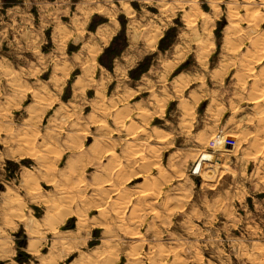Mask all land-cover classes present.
<instances>
[{"label":"rangeland","instance_id":"obj_1","mask_svg":"<svg viewBox=\"0 0 264 264\" xmlns=\"http://www.w3.org/2000/svg\"><path fill=\"white\" fill-rule=\"evenodd\" d=\"M263 39L264 0H0V264H264Z\"/></svg>","mask_w":264,"mask_h":264},{"label":"crops","instance_id":"obj_2","mask_svg":"<svg viewBox=\"0 0 264 264\" xmlns=\"http://www.w3.org/2000/svg\"><path fill=\"white\" fill-rule=\"evenodd\" d=\"M264 103V102H263ZM263 103H261V107L260 106H256L255 104H253L252 103V101L250 102V103H248V105H249V107L251 108V110L253 109V111L255 110H257L256 109V107L258 108V115L261 117V116H264V104ZM263 106V107H262ZM260 117H258V121L260 120ZM261 123V122H260ZM262 127L259 129L260 130V133H259V137L258 138H256V141L254 140V142H255V144H256V146H260L259 144H258V140L259 139H261V137H262V134H261V131H262V128L264 127V123H262ZM239 129V128H238ZM237 129V130H238ZM158 129H154V131H156L157 132V138L156 139H154L155 140V142H156V144H155V148H160V152L162 151V152H166V151H168V150H171L172 148H173V141H172V139H171V136L174 134V135H176V133H175V131H176V129H169V131H164V130H158ZM237 130H235V131H237ZM160 131V132H159ZM166 132V133H165ZM170 134V137H166V136H164L163 137V135L164 134ZM203 136H205V135H203ZM205 138H206V136H205ZM139 141H142L141 139L139 140ZM198 140L196 139L195 140V142H197ZM261 141V140H260ZM254 142H252V144H251V147L254 149V147H253V143ZM263 147H264V145H263ZM262 148V147H261ZM263 149V148H262ZM261 149V150H262ZM255 150V149H254ZM139 158H137L138 159V161H136V160H134V161H131V162H128V163H126L124 166H126V167H132V164H135L136 165V167H138V170H137V172L133 175V177H135V179H139V184H141V183H143L144 185L146 184V183H150L151 182V177L149 176V172L146 170V168H156V169H161V166L159 165V164H155V165H151V163L149 164V160H145V161H147V162H143L144 160L142 159L141 160V158H140V154H139V156H138ZM176 161H175V164H173L172 166H175L176 165ZM108 164V163H107ZM148 164V165H147ZM144 167V169H142L141 167ZM170 170H171V168H170ZM128 171V170H127ZM152 171V170H151ZM158 172H162V171H158ZM107 173V177H109V175H108V172H106ZM128 173V175H132L131 174V172H127ZM170 174L172 175V178L171 179H173V178H175V179H177L178 178V174H176L175 173V176H173V174H172V172L170 171ZM181 178H182V176H180ZM130 178V180H131V177H129ZM165 178H167V176H162L161 177V180L162 181H164L165 180ZM162 181H158V183L160 184ZM105 182H107V184H106V188L105 189H103V192L104 191H108L107 193H109V191L111 190V186L109 185L110 184V182H113L112 180H107V181H105ZM211 183H213L214 184V186L212 187V188H210V184ZM204 186H206V188L207 189H209V190H212V189H214L215 188V186H216V183H215V181H213V179H208V182L206 183V182H204ZM115 188V187H114ZM144 192H150V195L149 196H147V198H151L152 197V193H153V188H144V189H138L135 193H133V195H132V198H135V199H138V200H146L147 198L146 197H142L141 196V194L142 193H144ZM106 193V192H105ZM119 193H117V189L115 190V191H112V195L113 196H116L117 197V195H118ZM145 198V199H144ZM136 214V213H135ZM100 215H102V213H99V216ZM137 216L135 217V220H134V222L133 223H137L138 221H140V214H136ZM106 216H110L109 214H107ZM59 218V217H58ZM105 218H107V217H105ZM43 226H44V228L45 229H52L53 228V226H52V222L51 221H47V222H44L43 223ZM133 233V237H137L138 235H134V233L135 232H132ZM33 239L34 240H36V241H38V238L36 237V236H34L33 237ZM138 244H140V243H138ZM164 256H161V261L163 262V263H165V261H164ZM135 260H138V257L137 256H135Z\"/></svg>","mask_w":264,"mask_h":264},{"label":"bare ground","instance_id":"obj_3","mask_svg":"<svg viewBox=\"0 0 264 264\" xmlns=\"http://www.w3.org/2000/svg\"><path fill=\"white\" fill-rule=\"evenodd\" d=\"M259 15H261V14H259ZM233 16H234V19H235L236 16H235V15H233ZM256 16H257V15H256ZM261 18H262V17H261ZM255 19H256V18H255ZM258 19H260V18L258 17ZM261 20H262V19H261ZM258 21H259V20H258ZM258 21H255V22L258 23ZM255 22H254V23H255ZM233 23L236 24V25L238 24V23H235V22H233ZM254 23H253V24H254ZM232 26H233V25H232ZM250 27H252V26L250 25ZM234 29H236V28H234ZM232 30H233V29H232ZM253 30H255V29H253ZM253 30H252V31H253ZM233 31H235V30H233ZM256 31H257V30H256ZM242 34H243V33H242ZM255 34H256V33H255ZM246 35H247V34H246ZM248 35H250V34L248 33ZM248 35H247V36H248ZM250 36H251V35H250ZM253 36H254V34H253ZM253 36H252V37H253ZM243 37H244V36H243ZM263 40H264V39H263ZM256 41H257V40H256ZM260 43H264V41H262V42H260ZM263 45H264V44H263ZM207 51H209V50H207ZM205 52H206V51H205ZM229 53H231V52H229ZM90 54H91V55L96 54V50H95V51L92 50ZM201 54H202V55H201L202 58H204L203 56H208V55H206V54L203 55V52H202ZM260 55H262V57H261L262 59H261V60L264 61V55H263V53H262V54L260 53ZM250 57H252V56H250ZM59 59H61V58H59ZM251 59H252V58H250V59L247 60V61H249V62L251 63ZM261 60H260V61H261ZM59 61H60V60H59ZM82 64H83V63H82ZM226 66H227V65H226ZM226 66H225V67H226ZM80 68H81V67H80ZM84 68H85V70L87 69V67H85V66H84ZM226 68H227V67H226ZM249 71H250V72H249ZM86 72H87V70H86ZM225 72H226V71H225ZM244 73H245V72H244ZM254 73H255V71L253 72L251 68L248 69L249 79H253V80L255 81L254 83H256L257 87H259V86L264 87V66H263L262 72H261L260 74H256V73L254 74ZM83 75H84V74H83ZM245 75H247V74H245ZM248 75H247V76H248ZM84 76H85V75H84ZM244 78H245V77H244ZM56 79H57V78H56ZM239 80H240V79H239ZM55 82H58V83H59V81H55ZM238 83H240V82H238ZM257 87L255 86L256 89H257ZM258 89H259V88H258ZM261 95H262V94H261ZM248 96H251V94L248 95ZM251 99H254V100H252V103L255 104V105L258 107V106L261 105V103L264 102V95H263V96H258V95H257V96L252 97ZM247 102H248V101H247ZM263 104H264V103H263ZM257 107H256V109H257L256 112L258 111V108H257ZM260 107H261V106H260ZM262 107H263V106H262ZM250 109H251V108H250ZM252 110H253V109H252ZM254 111H255V110H254ZM145 112H147V111H145ZM257 114H258V112H257ZM257 114H256V115H257ZM146 115H150V114L147 113ZM142 116H143V115H141V118H143ZM258 116H259V115H258ZM139 117H140V115H139ZM251 117H253V116H251ZM259 117H260V116H259ZM146 118H147V117H146ZM253 118H254V117H253ZM263 119H264V116H261L259 121L262 122ZM250 120H253V119H250ZM248 121H249V120H248ZM263 123H264V122H263ZM136 126H137V129H138L139 126H138V125H136ZM136 126H134V127H136ZM141 128H142V127H141ZM131 129H132V132H133V129H134V128H131ZM131 129H130V130H131ZM137 129H136V130H137ZM136 130H135V131H136ZM143 131L146 132V130H143ZM130 133H131V132H130ZM136 134H137V133H136ZM68 137H69V136H68ZM71 137H72V136H70L69 138H71ZM135 137H136V136H135ZM33 139H34V138H33ZM71 139H72V138H71ZM205 139H206V138H205ZM68 141H71V140L68 139ZM260 142H261L262 145H264V144H263L264 141L262 142V140H261ZM64 143H65V141H64ZM66 143H67V142H66ZM66 143H65V144H66ZM144 143H145V142H144ZM261 144L259 143V145H260L259 147H260V148H258V150L263 148V147L261 148V146H262ZM141 145H142V144H141ZM255 145H256V144H255ZM256 147H258V146H256ZM106 149H107V148H106ZM263 150H264V149H263ZM131 151H132V150H131ZM260 151H262V150H260ZM129 152H130V151H129ZM133 152H134V150H133ZM130 153H132V152H130ZM258 153H259V152H258ZM132 154H133V153H132ZM137 154H138V152H137ZM139 154H140V153H139ZM129 155H130V154H129ZM135 156H136V154H135ZM137 156H138V155H137ZM156 156H157V155H156ZM134 159H135V158H134ZM154 160H155V159H154ZM154 160H153V161H154ZM136 161H138V159H137ZM150 161H151V160H150ZM143 162L145 163V162H147V161L144 160ZM151 162H152V161H151ZM149 164H150V163H149ZM147 165H148V164H147ZM66 173H67V172H66ZM67 174H69V173H67ZM64 175H65V174H64ZM63 178H64V177H63ZM65 178H66V177H65ZM65 178H64V179H65ZM67 178H70V177H68V175H67ZM65 180H66V179H65ZM79 186H80V185H79ZM75 188H76V187H75ZM78 188H79V187H78ZM102 189H103V188H102ZM106 189H107V188H106ZM115 190H116V189H115ZM104 192L107 193L108 191H104ZM120 194H121V193H120ZM107 195H109V194H107ZM149 195H150V192H144V193L141 194L142 197H146V198H147V196H149ZM121 196H122V195H121ZM117 198H118V197H117ZM144 199H145V198H144ZM99 205H100V204H99ZM135 215H136V214H135ZM135 215H133V216L136 217ZM137 217H138V216H137ZM59 219H60V218H59ZM79 221H80V220H79ZM136 224H137V223H136ZM52 230H53V229H52ZM40 235H41V234H40Z\"/></svg>","mask_w":264,"mask_h":264},{"label":"trees","instance_id":"obj_4","mask_svg":"<svg viewBox=\"0 0 264 264\" xmlns=\"http://www.w3.org/2000/svg\"><path fill=\"white\" fill-rule=\"evenodd\" d=\"M145 71H146V69H143V70H142V72H145Z\"/></svg>","mask_w":264,"mask_h":264}]
</instances>
